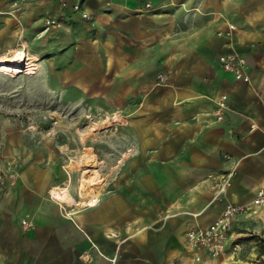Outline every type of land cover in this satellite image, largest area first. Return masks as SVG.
<instances>
[{
    "label": "crops",
    "instance_id": "0c3cea01",
    "mask_svg": "<svg viewBox=\"0 0 264 264\" xmlns=\"http://www.w3.org/2000/svg\"><path fill=\"white\" fill-rule=\"evenodd\" d=\"M66 2L58 83L74 90L70 103L86 95L118 113L119 128L96 149L97 167L110 170L82 183L83 170L63 169L62 145L57 155L23 146L15 185L0 189V264H199L186 233L264 183V0ZM75 2L92 15L87 24L70 10ZM231 51L246 60L247 81L218 63ZM229 168L232 185L214 201L208 175ZM60 186L69 204L50 196Z\"/></svg>",
    "mask_w": 264,
    "mask_h": 264
},
{
    "label": "rangeland",
    "instance_id": "374dc122",
    "mask_svg": "<svg viewBox=\"0 0 264 264\" xmlns=\"http://www.w3.org/2000/svg\"><path fill=\"white\" fill-rule=\"evenodd\" d=\"M8 4L7 9V3L0 2V57H6L10 50L22 51L27 63L14 68L1 65L0 60V189L15 185L16 165L24 155L22 147L29 145L55 147L56 155L58 144L62 145L63 169L71 172L77 167L83 170L78 171L82 183L93 175L91 182L99 184L100 177L110 169L97 167L100 163L96 149L101 138L109 140L121 121L118 113L95 107L86 95H82V103H70L75 98L74 90L58 83V58L66 54L58 48V29L64 17H58V6L63 11L67 2L61 5L60 0H11ZM146 4L144 8L148 9L151 5L147 8ZM190 10L195 12L196 8ZM89 15L88 20L80 14L79 17L87 24L92 20ZM88 139L94 140V147H88ZM89 157L96 161L88 163L85 159ZM263 212L239 215L242 218L231 230L230 241L238 242L241 251L230 255V248L216 258L204 252L212 264H264ZM195 262L207 263L201 256Z\"/></svg>",
    "mask_w": 264,
    "mask_h": 264
},
{
    "label": "built area",
    "instance_id": "2783aa9c",
    "mask_svg": "<svg viewBox=\"0 0 264 264\" xmlns=\"http://www.w3.org/2000/svg\"><path fill=\"white\" fill-rule=\"evenodd\" d=\"M61 5H65V0H60ZM150 5L146 4L148 8ZM72 11L78 12L81 18L88 20L90 15L88 11L81 9V4L75 2L72 4ZM229 29H234L233 25L229 26ZM218 63L222 69L226 72L233 73L237 80L247 81L246 60L240 54L231 51L219 55ZM227 108L226 96L223 95L217 101V108L215 111V116L218 121L223 119V110ZM253 126H251V129ZM223 159L226 161L230 160L229 155H224ZM235 174V168H229L221 171L217 174L208 175L210 181L209 190L212 193L214 201L222 200L229 188L232 185V178ZM50 196H52L50 192ZM264 210V183L258 187L255 191L254 197L242 204L235 205L231 203H226L222 209L221 214L218 218L213 220L204 228L192 229L188 231L185 235L186 245L195 255V260L200 261V252H205L209 256L216 258L225 252V245L227 240L231 236L232 223L241 214L255 213L257 211ZM23 225L30 226L26 224L25 221L22 222ZM241 251V247L238 242H235L231 246L230 255H235ZM222 264H227L223 262Z\"/></svg>",
    "mask_w": 264,
    "mask_h": 264
},
{
    "label": "bare ground",
    "instance_id": "6f19581e",
    "mask_svg": "<svg viewBox=\"0 0 264 264\" xmlns=\"http://www.w3.org/2000/svg\"><path fill=\"white\" fill-rule=\"evenodd\" d=\"M0 60H2L1 65L7 66V67H25L26 61H27V56L25 52L22 51H9L6 57H0ZM29 60V58H28ZM33 61V60H32ZM30 61V62H32ZM29 65H34V64H29ZM28 68H32L29 66ZM116 118V117H115ZM52 194V198L56 199L57 201L65 202L68 203L70 201V198L68 197L67 193L65 192L64 188L60 187H55L50 190ZM95 201H90L87 203V205H93ZM69 204V203H68Z\"/></svg>",
    "mask_w": 264,
    "mask_h": 264
}]
</instances>
